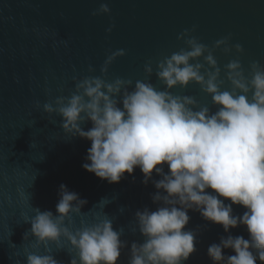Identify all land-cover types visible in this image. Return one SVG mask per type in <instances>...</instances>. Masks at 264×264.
I'll return each mask as SVG.
<instances>
[{
  "label": "clouds",
  "instance_id": "9594fccd",
  "mask_svg": "<svg viewBox=\"0 0 264 264\" xmlns=\"http://www.w3.org/2000/svg\"><path fill=\"white\" fill-rule=\"evenodd\" d=\"M109 12L102 3L92 14ZM177 39L185 47L156 63L163 90L148 80L106 79L109 65L125 54L121 49L107 56L99 76L74 77L70 96L43 105L45 113L61 118L66 135L90 141L85 171L112 184L139 168L141 183L152 181L157 191L151 199L158 206L137 210L133 217L143 242L128 245L121 239L124 229H114L105 213L86 222L82 209L87 200L61 184L55 214L34 208V215L24 220L30 224L25 236L44 249L26 254L25 264H59L50 245L60 250L65 243L69 264H117L126 246L128 264H184L198 242L195 231L186 230L190 210L225 233L240 225L248 233V239L227 235L209 245L207 255L215 264H264V65L251 62L245 75L239 59H232L221 79L213 52L222 47L226 55L233 48L241 53L242 45L229 46V36L210 48L187 29ZM144 72L152 75L151 62ZM225 81L228 88H223ZM190 83L211 97L215 111L170 91ZM86 122L91 127L84 130ZM154 172L159 179H152ZM107 203L104 199L98 205ZM233 205L244 208L243 214L234 215ZM73 217H81L79 227H72ZM226 249L234 254L225 256Z\"/></svg>",
  "mask_w": 264,
  "mask_h": 264
},
{
  "label": "water",
  "instance_id": "95a60500",
  "mask_svg": "<svg viewBox=\"0 0 264 264\" xmlns=\"http://www.w3.org/2000/svg\"><path fill=\"white\" fill-rule=\"evenodd\" d=\"M102 3L110 12L93 15ZM186 29L210 48L229 36V46L242 45L241 53L233 48L226 55L222 47L213 52L221 79L232 59H239L245 75L251 62L264 65V0H0V264H25L26 254L43 253V246L37 249L34 239L25 236L30 224L24 220L34 215V208L55 214L61 184L87 200L82 209L86 222L105 213L113 219L114 229H124L121 239L128 245L143 242L134 231L133 217L137 210L158 206L151 199L157 191L152 181L142 184L139 168L112 184L85 171L82 165L88 162L90 141L66 135L61 118L45 113L43 105L70 96L74 77L99 76L107 56L121 49L125 54L109 65L106 79H130L133 84L148 80L163 90L155 75L156 63L185 47L177 37ZM148 62L151 76L144 72ZM89 66L94 71L89 72ZM228 87L225 81L223 88ZM170 91L192 96L199 106L215 111L199 85ZM81 127L87 130L91 124ZM159 178L154 172L152 179ZM104 199L108 203L103 208L98 204ZM232 207L237 216L245 211L239 205ZM188 215L186 230H194L198 242L184 264H215L207 249L221 237L248 239L242 225L225 233L198 212L190 210ZM80 220L73 217L72 227H79ZM63 247L50 245L59 264H69L66 243ZM233 254L224 250L225 256ZM129 257L126 246L117 264H128Z\"/></svg>",
  "mask_w": 264,
  "mask_h": 264
},
{
  "label": "trees",
  "instance_id": "16d2710c",
  "mask_svg": "<svg viewBox=\"0 0 264 264\" xmlns=\"http://www.w3.org/2000/svg\"><path fill=\"white\" fill-rule=\"evenodd\" d=\"M221 264H224V262H221ZM257 264H260V262L258 261Z\"/></svg>",
  "mask_w": 264,
  "mask_h": 264
}]
</instances>
